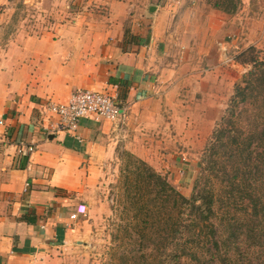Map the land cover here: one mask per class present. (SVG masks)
<instances>
[{"label":"crops","instance_id":"obj_1","mask_svg":"<svg viewBox=\"0 0 264 264\" xmlns=\"http://www.w3.org/2000/svg\"><path fill=\"white\" fill-rule=\"evenodd\" d=\"M154 1L88 0L41 36L0 40V264H58L61 252L79 243L72 227L82 215H70L79 205L86 214L84 191L97 188L114 158L119 122L137 114L152 121L154 106L176 95L180 80L189 89L191 69L181 70L179 61L190 67L193 53L187 46L170 61L178 32ZM8 5L0 0V14ZM78 89L108 94L123 116L82 119L76 133L44 130L43 107L66 103ZM20 144L34 152L19 154Z\"/></svg>","mask_w":264,"mask_h":264},{"label":"rangeland","instance_id":"obj_2","mask_svg":"<svg viewBox=\"0 0 264 264\" xmlns=\"http://www.w3.org/2000/svg\"><path fill=\"white\" fill-rule=\"evenodd\" d=\"M87 1L9 0L8 10L0 14V23L4 25L0 30V40L41 36L54 24L72 20L77 9L86 6ZM154 2L165 8L163 19L166 18L171 26L175 25L178 32L176 38L173 35L169 42L170 61L180 60L187 46L193 53L194 62L190 67L179 61L181 70L191 69L188 71L191 75L187 84L189 89L183 87L185 80H178L177 94L167 96L170 100L163 99L158 108L154 106L157 110L153 112L157 111V115L152 121L149 118L141 122L140 114H137L119 122L121 131L116 137L114 158L104 165V174L100 175L97 188L87 186L84 191L86 214L72 227L80 235L77 238L79 243L63 250L58 264H159V254L164 250L161 239L152 232L150 241L142 229L144 220L149 217L138 215V206L124 202L121 172L124 170L126 174L128 160L125 154L146 162L184 197L190 198L203 168L201 158L210 136L230 106L236 88L245 86L244 78L251 69L241 63L240 54L253 47L258 60L264 61V0H238L233 14L214 9V0ZM5 44L0 43V56L6 49ZM204 52L208 54L204 55ZM173 54L177 56L172 58ZM191 88L192 92L189 91ZM259 104L250 98L238 105L245 129L259 122L255 118H264ZM221 161L214 167L215 171L205 172L202 184L211 188L216 198L219 194V202L225 199L223 196L227 189L224 187L227 184L223 174L230 166V163ZM120 199L122 205H119ZM219 202L214 205L217 213L212 223L221 236L231 221L228 216L233 210ZM237 213L242 215L241 210ZM244 225V229L249 228V224ZM253 229H256L255 224ZM263 233V230H255L256 237L252 233L246 234V231L240 232L229 246L240 251L247 260L259 258L258 262L264 264V255L254 245L263 240ZM161 234L165 235V231ZM143 236L145 241L141 242ZM196 250L198 255H204L203 249ZM163 253L164 261L173 263V245ZM166 255L169 261L165 260ZM243 264L248 263L243 261Z\"/></svg>","mask_w":264,"mask_h":264},{"label":"trees","instance_id":"obj_3","mask_svg":"<svg viewBox=\"0 0 264 264\" xmlns=\"http://www.w3.org/2000/svg\"><path fill=\"white\" fill-rule=\"evenodd\" d=\"M237 2L238 0H214L212 7L223 13L233 14L237 10ZM239 58L243 65L251 69L244 78L245 86L236 88L230 106L226 108L210 136L201 158L203 168L190 198L184 197L146 162L125 154L128 160L125 164L126 174L124 170L121 172L124 202L126 200V204L130 202L138 206V215L149 217L144 220L142 229L150 241L154 232L161 239L163 251L173 245V263L164 261L162 251L159 254V264H243V261L261 264L258 262L259 258L247 260L240 251L235 248L232 250L229 246L240 232L246 231V234L254 235L255 230L264 232V118H255L259 122L252 128L245 129V125L242 126L243 118L240 117L242 110L238 106L250 98L255 99L261 104L260 113L264 114V61L258 60L253 47L242 52ZM260 121L261 124L258 125ZM220 161L230 163L223 174L224 180L226 179L224 183L227 184L224 188L227 191L222 202H219L221 197L218 200L219 194L216 198L211 188L202 186L205 172L215 171L214 167ZM217 202L233 210L230 211L232 215L228 216L231 221L229 225L226 224L221 236H218L212 223V218L217 213V207H214ZM122 203L120 199L119 205ZM240 210L242 215L237 213ZM244 224H249V228L244 229ZM162 231H165V235L161 234ZM262 236L264 237V233ZM263 240L254 244L262 256ZM144 241L145 236L141 239V242ZM199 248L203 249L204 255L197 254L196 249ZM165 260L169 261L167 255Z\"/></svg>","mask_w":264,"mask_h":264},{"label":"built area","instance_id":"obj_4","mask_svg":"<svg viewBox=\"0 0 264 264\" xmlns=\"http://www.w3.org/2000/svg\"><path fill=\"white\" fill-rule=\"evenodd\" d=\"M123 110L115 99L106 93L78 89L66 103L48 102L41 112V124L42 128L50 133H76L82 119L116 122L123 116ZM34 149L32 144H20L17 152L25 155L34 152ZM79 215H85L84 206L79 205L70 218L75 220Z\"/></svg>","mask_w":264,"mask_h":264},{"label":"water","instance_id":"obj_5","mask_svg":"<svg viewBox=\"0 0 264 264\" xmlns=\"http://www.w3.org/2000/svg\"><path fill=\"white\" fill-rule=\"evenodd\" d=\"M150 11H151V12L155 11V7H151V8H150ZM50 137H51V136H50Z\"/></svg>","mask_w":264,"mask_h":264}]
</instances>
